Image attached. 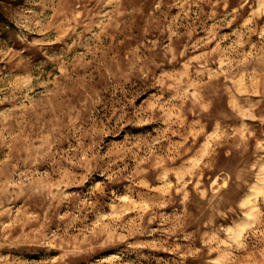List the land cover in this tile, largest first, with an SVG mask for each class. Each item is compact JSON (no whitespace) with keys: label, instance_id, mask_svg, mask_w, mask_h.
<instances>
[{"label":"rangeland","instance_id":"374dc122","mask_svg":"<svg viewBox=\"0 0 264 264\" xmlns=\"http://www.w3.org/2000/svg\"><path fill=\"white\" fill-rule=\"evenodd\" d=\"M0 264H264V0H0Z\"/></svg>","mask_w":264,"mask_h":264}]
</instances>
